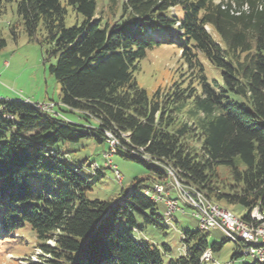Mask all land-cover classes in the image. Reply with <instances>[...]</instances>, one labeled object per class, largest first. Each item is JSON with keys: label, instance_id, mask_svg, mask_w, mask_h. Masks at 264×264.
Instances as JSON below:
<instances>
[{"label": "trees", "instance_id": "trees-1", "mask_svg": "<svg viewBox=\"0 0 264 264\" xmlns=\"http://www.w3.org/2000/svg\"><path fill=\"white\" fill-rule=\"evenodd\" d=\"M117 1L110 0L117 19L104 21L96 19L97 0H0V20L15 4L14 40L21 27L29 42L48 46L61 116L81 112L87 123L0 100V247L19 239L36 245L44 261L33 264H166L158 247L135 235L140 220L160 229L170 220L147 194L154 188L137 180L117 200L92 201L101 170L89 177L64 160L55 149L62 142L109 143L110 135L120 145L115 154L156 172L155 182L175 171L208 199L245 208L243 219L253 209L264 214V0H122L116 13ZM68 7L81 24L65 26ZM6 45L0 29V52ZM162 45L179 49L189 81L150 96L135 72ZM205 62L219 78L210 80ZM219 166L230 181H219ZM31 177L44 178V186L34 188ZM182 241L185 255L168 264H203L206 251L230 242L210 248L200 231ZM233 244L234 261L245 247Z\"/></svg>", "mask_w": 264, "mask_h": 264}, {"label": "rangeland", "instance_id": "rangeland-1", "mask_svg": "<svg viewBox=\"0 0 264 264\" xmlns=\"http://www.w3.org/2000/svg\"><path fill=\"white\" fill-rule=\"evenodd\" d=\"M98 1V16L102 19L114 21L111 17L110 0ZM122 0L116 3L115 12L119 13ZM67 15L65 18V26L70 28L75 24H81L83 17L74 12L71 8H67ZM17 16L15 13V4H8L5 6L4 12L0 20V29L3 37L7 42L6 47L0 52V98H16L21 100H29L33 103L40 102L41 104L54 103L56 116H61L59 113L61 85L49 72L50 63L45 62L46 51L48 46L41 47L36 42H29L27 35L23 32L21 27H18V39L14 40L10 33V27L17 25ZM53 64L55 60L51 61ZM206 74L211 79L219 78L220 71L213 67L208 62H205ZM135 77L138 85L145 89L150 96L157 90L161 93L167 92L175 83H188L189 76L186 74V67L184 61L181 59V52L174 46L162 45L154 49L148 50L146 57L138 63V70L135 72ZM28 102V101H27ZM59 113V114H58ZM51 114V113H50ZM67 120L79 125H85L86 120L82 118L81 112L76 114L66 111ZM187 117V116H186ZM184 118L179 116V120ZM95 121V120H94ZM96 122V121H95ZM91 123H94L93 120ZM97 123V122H96ZM97 125V124H96ZM110 144L105 142L99 143L95 138H86L78 143L62 142L55 149L63 153V159L75 166H82V172L91 177L92 173L101 170L98 176V181L93 186L92 191H89L88 198L92 201H112L117 200L130 187H132L137 180L144 181L146 186L154 188L156 185L164 187V199L170 198L178 202L180 210L173 214V220H167V224L163 229L145 225L140 220L139 226L141 231L135 232L139 239H143L158 247L163 253V259L166 264L171 259H177L185 255L186 244L182 241L186 232H201L207 236L209 247L215 244H222L227 241L226 235L219 229H212L209 231H201L200 223L194 216V211L181 198L179 189L172 188L174 180L171 182L169 176L165 184L159 181V175L149 170L144 165L136 162L130 158L126 152L109 155ZM116 169L120 173V177L116 175ZM175 178L179 181L178 186L180 190L191 192L196 190L194 187L187 186L177 176L174 171ZM219 181L228 182L231 180L230 172L227 167L219 166L217 168ZM44 178L31 177V183L34 188L44 186ZM183 185H182V184ZM181 184V185H180ZM190 189V191L188 190ZM204 195V193H203ZM205 196V195H204ZM206 197V196H205ZM208 199V198H207ZM165 201V200H163ZM157 203L159 213L168 218V207L163 202ZM207 201L220 205V207L227 209L238 217H245L248 211L241 206H232L224 202H215L213 199ZM167 217H166V216ZM171 219V217H169ZM28 234L25 235L27 239ZM30 244L33 240H29ZM25 241L20 239L16 243L3 244L0 247V264H33L43 263L44 257L37 246L30 248L24 246ZM54 245V242H50ZM166 247L170 249L167 250ZM213 258H205V264H253L255 259L251 256L243 255L242 257L233 261V256L236 254V246L233 242H226L222 249L217 252L211 250ZM209 256V253L207 254ZM214 260V261H213ZM204 264V263H203Z\"/></svg>", "mask_w": 264, "mask_h": 264}, {"label": "built area", "instance_id": "built-area-1", "mask_svg": "<svg viewBox=\"0 0 264 264\" xmlns=\"http://www.w3.org/2000/svg\"><path fill=\"white\" fill-rule=\"evenodd\" d=\"M27 101L31 102L29 100ZM36 105L43 112L51 113L52 115H56L57 113L55 112L56 108L54 103H36ZM61 117L67 120L65 117ZM107 137L111 140V151L109 155L112 156L114 154V148H120V145L116 144V141L112 138V136L107 135ZM115 173L120 176L117 169ZM167 176H169L171 181V174L168 173ZM171 186L174 189H179L178 191L180 194L186 195V202H188V206L193 209L194 216L198 218L201 230L209 231L212 229H219L224 231L226 235H233L234 243L242 244L245 247L242 251H246V254L251 256H257V253H264V248H261L259 251H250L248 249V241H262V239H264V217L260 216V211H255L253 209L250 212L248 219L238 217L234 215V213L232 215H225L223 214V209L221 207L209 206L200 198H194V194L192 192L181 191L180 188L174 184ZM156 188L158 194H165L163 186L156 185ZM163 202L167 205V215L171 218L176 211L180 210L177 201L166 197ZM203 258H212L211 253L209 252V256H201V262H203Z\"/></svg>", "mask_w": 264, "mask_h": 264}, {"label": "bare ground", "instance_id": "bare-ground-1", "mask_svg": "<svg viewBox=\"0 0 264 264\" xmlns=\"http://www.w3.org/2000/svg\"><path fill=\"white\" fill-rule=\"evenodd\" d=\"M114 140L116 141V144L119 143V142H117L116 139H114ZM109 144H110V147H111V141L109 142ZM110 151H111V148H110ZM115 153H116V148H114V154ZM168 173L171 174V180L172 181L174 180V183L178 186V182L179 181L175 178L174 173L171 170H168ZM118 178H121V177L118 176ZM188 190L190 191V189H188ZM191 192L194 194V198H200L207 205L220 207V205L218 206L216 204H213V203L207 201L208 199H207V197H205L203 195V193H201V192H199L197 190H192ZM147 194L150 195L152 198L156 199V201H158V202L165 200L164 197H163V194H158L157 188H155L154 193L148 192ZM180 196H181L182 200L188 205V202H186V195L185 194H181ZM222 209H223V214H225V215H232L233 214L231 211H229L227 209H224V208H222ZM262 216L264 217V214ZM223 233L225 234L224 231H223ZM226 238H227L228 241L234 243V236L233 235H226ZM261 248H264V239H262V241H248V249L250 251H259V250H261ZM242 254L246 255V256H251L249 254H246V251H242ZM251 257H253L257 262L264 264V253H257V256H251Z\"/></svg>", "mask_w": 264, "mask_h": 264}, {"label": "crops", "instance_id": "crops-1", "mask_svg": "<svg viewBox=\"0 0 264 264\" xmlns=\"http://www.w3.org/2000/svg\"><path fill=\"white\" fill-rule=\"evenodd\" d=\"M1 99V98H0ZM14 101H18V100H21V99H16L15 97L12 98ZM5 100H11V98H6ZM24 101H27V100H24ZM37 103H40V102H37ZM94 123H92L94 126H96V122L93 120Z\"/></svg>", "mask_w": 264, "mask_h": 264}]
</instances>
